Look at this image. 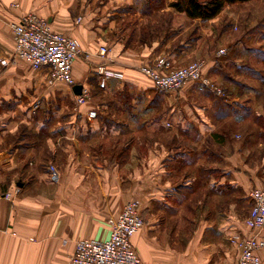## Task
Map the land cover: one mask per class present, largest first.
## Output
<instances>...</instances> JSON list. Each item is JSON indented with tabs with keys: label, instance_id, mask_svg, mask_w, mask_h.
I'll return each instance as SVG.
<instances>
[{
	"label": "crops",
	"instance_id": "0c3cea01",
	"mask_svg": "<svg viewBox=\"0 0 264 264\" xmlns=\"http://www.w3.org/2000/svg\"><path fill=\"white\" fill-rule=\"evenodd\" d=\"M146 1L0 0V264H71L77 241L106 239L109 219L135 198L145 217L133 238L143 264H237L239 249L230 237L250 231V192L264 179V30H221L224 22L242 17L225 8L235 10L245 3L227 5L208 21L216 30L215 51L225 47L227 55L217 58L213 54L218 51L211 49L206 61V73L224 97L189 82L169 100L174 112L168 114L169 126L158 116L148 122L143 113L149 106L142 96L146 85L153 84L139 67L163 52L162 42L133 48L124 34L113 30L109 16L111 10ZM256 6L261 9L253 14L259 17L264 0ZM28 13L48 19L55 31L80 41L73 68L78 85L90 86L91 93L97 87L94 92L100 94L122 89L126 94L133 88L138 94V99L133 97V103L138 102L135 113L126 107L123 114H115L108 108L105 115L90 118L92 99L72 111L67 100H77L75 88L63 82L51 86L46 72L11 59V24ZM214 30L205 33L211 36ZM180 53L175 65L184 62ZM5 58L8 64L3 65ZM100 66L123 77H109L100 87ZM37 100L39 106L34 105ZM153 100L161 102L156 95ZM181 108L184 114H177ZM246 123L253 127L238 132ZM132 125L139 132L154 127L156 135L171 134L174 142L175 136L185 137L189 149L157 141L148 146V153L131 155L132 165L125 153L118 161L112 154L101 156L96 147L106 142L105 136L125 135L121 131ZM201 156L205 159L198 163ZM51 164L60 173L57 183L50 177ZM16 189L13 200L4 198L5 192ZM258 254L264 264V249Z\"/></svg>",
	"mask_w": 264,
	"mask_h": 264
},
{
	"label": "built area",
	"instance_id": "2783aa9c",
	"mask_svg": "<svg viewBox=\"0 0 264 264\" xmlns=\"http://www.w3.org/2000/svg\"><path fill=\"white\" fill-rule=\"evenodd\" d=\"M81 17L78 18V21ZM14 33L15 49L11 59L24 60L35 72H46L49 85L58 82L67 84L74 89L78 82L73 74L74 63L81 52L80 41L68 34L55 31L48 19L28 13L11 24ZM107 52L101 47L100 54ZM227 54L222 48L217 58ZM8 64L5 58L1 61ZM102 74L100 86L104 87L109 77H123V73L99 67ZM141 73L147 76L155 87L164 92L179 91L185 84L195 82L201 90H209L224 97L223 90L206 75V61H196L182 67H175L166 56L157 57L152 63L142 64ZM91 97V90L83 86L77 94V106H81ZM36 106L40 105L37 101ZM90 118L97 117V111L88 112ZM51 179L58 182L60 175L55 166H50ZM19 192H5L4 198L13 200ZM252 208L247 218L250 231L234 233L230 242L239 249L237 264H261L258 254L264 249V179L260 186L250 192ZM110 233L106 239L81 238L76 243L71 264H143L134 244V236L144 227L145 219L141 203L138 199L128 201L122 210L109 219Z\"/></svg>",
	"mask_w": 264,
	"mask_h": 264
},
{
	"label": "rangeland",
	"instance_id": "374dc122",
	"mask_svg": "<svg viewBox=\"0 0 264 264\" xmlns=\"http://www.w3.org/2000/svg\"><path fill=\"white\" fill-rule=\"evenodd\" d=\"M147 1L145 3H134L131 5L127 4V5H124L122 7H119L116 10H113V11L111 10L109 12V14H110L109 16L112 17L113 20H111V21H114V24H115V27L113 28V30L120 32V36L122 34H124L125 42L126 41L129 42L133 48L135 47V45H136V47L138 45H141V44L152 46L154 44V42H157V44L159 42H162L161 46H162L163 52H161V54L158 55L157 57H159V56L168 57L172 61L173 65L177 68L188 65V64H190L192 62H196V61H208L207 57L209 56L208 54L211 52V49H213V51H215V49L218 48V44H219L218 39L215 36L216 30H214V26L209 27L208 22L203 23V22H200L199 20H196V21L188 20L186 17L177 13L173 8H169L170 7L169 4L173 0H157V2L153 3V4H151ZM260 1H262V0H257V1L251 0L250 2H246L245 5H238V7L236 6L235 8H237V9H235V10H231V9H229L230 6L229 7L227 6L225 8L226 12L231 13V15H235V14L241 15L242 17L237 16L238 17L237 19H235V17H234L230 21L224 22L222 27H221V30L223 28H226L229 31H234V32L239 31V33H241V34H244L246 32H255V31L264 30V14L259 15V17H254L256 15V13H255V15L253 14L256 11V9H258V10L261 9V6H259V7L256 6L257 3ZM263 8H264V6H263ZM225 14H227V13H225ZM248 14H251V16H249ZM226 16H223L222 20H224V18H226ZM227 18H229V17L227 16ZM81 20H82V17H81ZM219 26H217V27H219ZM208 29L214 30L213 35H211V36L206 35L205 31H207ZM132 35H133V37H131ZM149 35H152V37ZM154 35H156L157 39L153 38ZM158 37H162L163 39L158 38ZM191 37H193V38L197 37L196 41L193 43V45L191 47H185L184 45L190 41ZM179 49H180V51L182 49H183V51H185L184 52L185 54H182L183 51H181V53L179 52L181 55H183L182 57L184 58V62L182 61L180 63L178 61V64L175 65V61H177L178 58H181L179 56V54L177 53L179 51ZM194 49H196V50H194ZM224 49H226V48L224 47ZM217 51H215V52H217ZM169 52L174 53V54L176 53L174 58H171L168 56ZM227 52H228V50H227ZM104 55H102V56H104ZM213 55H216V53ZM85 57L89 58L88 55H86ZM223 57H221V58H223ZM152 62H147V63H142V64H149ZM206 75H207V73H206ZM143 76H145V75L143 74ZM145 77L148 78L147 76H145ZM101 78H100L98 84H100ZM150 82H151V84H153V87L152 88L149 87V84L146 85V87H148V88L145 89L146 93L142 96V99H146L145 105L149 106L148 110L146 112H144L143 114H147L146 116L148 118V122H149V120L153 119L155 116H158L163 121H165V124H164L165 126H169L170 125V123H169L170 122L169 121L170 116L168 114H174V112H172V110H171L172 105H170L169 100L171 99V96H174V97H172V100H173V98H176V96H178L180 94V92L182 91L181 89H183L184 86L179 91H176V92L169 91V92H165V93H158L157 92L158 90L155 87L154 83L151 80H150ZM193 83H195V82H193ZM88 87L90 88V86H88ZM129 89L131 90V93L126 92V94H125L123 89H122V91H120L118 93H114V94H111V93L106 92V91H102L100 94V91L94 92V90H93V92L91 93L92 97H90L89 100L92 99L91 102L94 101L93 107H95V108H93V110L97 111V117H98L99 113L105 115L107 113L108 108H110L111 111L114 110L115 114L116 113L117 114H123L124 109L126 110V107L130 109L132 114L135 113L134 108L135 107L137 108L138 94L136 91H134L133 88H129ZM90 90H91V88H90ZM155 95L157 96V98H160V101H161L160 103H158V101H156L157 102V104H156V103H154V100L151 101L152 97L154 98ZM133 97L137 98V99H135L136 100L135 103H133ZM37 101H39L41 104V100H37ZM128 101L130 102V104H127ZM76 102H77V100L71 101V98H68V100H67V104L69 106L73 105L71 107L72 111L73 110L77 111V109L79 107V106H77ZM168 104H169V106H168ZM52 105L53 104L49 105L50 110H52V108H53ZM134 105H136V106L134 107ZM50 110H46V114H52L51 113L52 111H50ZM177 114H184V112L182 111V108L179 111V113L177 112ZM97 117H95V118H97ZM117 119L118 118L113 119V121L115 122ZM131 121H132V123L135 122L136 124H138L137 121H133V120H131ZM166 121L167 122L169 121V122L167 123ZM166 123H167V125H166ZM251 124L252 123H249V124L246 123V124L242 125V126H244V128H239L238 132H242L245 129L250 130V128L253 127ZM125 131L124 132L121 131V133H120V134L125 133V135L115 136V138L114 137L108 138L107 136H105L106 142H103V143L100 142L98 144V146L96 147L98 152L101 153V156L104 157V156H107V154L111 155L116 150L120 151L123 147L126 146L125 144H127V145H129L130 149L133 150V152L125 150L126 151L125 156H127L126 161H128L129 164L131 163V165H132L133 160L131 159V155H137V154L140 155V154L148 153V150H147L148 146L149 145H155V143L157 141H159V142L167 141L169 145L174 144V146H178L181 150L189 149V145L186 144V140L184 139L185 137H180L181 138L180 140H176V139H178L179 136L178 137L175 136V142H174V140H172L174 137L173 135H171V134H166V135H158L157 134L156 135V129L154 127L149 126V125H147L146 128H141L140 132H139V129L137 130V125H132L131 127L128 128V130L125 129ZM127 132L129 133L128 135H127ZM237 137H240V134ZM97 138H101V136H98ZM146 146H147V148H146ZM197 158H199V156H197ZM204 159H205V157L201 156V161H199L198 163L203 162ZM118 160L119 159L117 158L116 161H118ZM51 165H53V164H51ZM131 165H130V170L132 171L133 168ZM50 166H49V169H50ZM53 166H55V165H53ZM56 169H57V167H56ZM58 172H59V170H58ZM59 175H60V173H59ZM50 177H51V174H50ZM199 193L201 194V191ZM135 199H138V198H135ZM142 214H143V212H142ZM143 217H144V214H143ZM144 219H145V217H144Z\"/></svg>",
	"mask_w": 264,
	"mask_h": 264
},
{
	"label": "trees",
	"instance_id": "16d2710c",
	"mask_svg": "<svg viewBox=\"0 0 264 264\" xmlns=\"http://www.w3.org/2000/svg\"><path fill=\"white\" fill-rule=\"evenodd\" d=\"M249 1L251 0H173L172 2H170L169 6L173 8L177 13H184L188 18V20H199L200 22L206 23L210 19H213L216 16H218L227 5L236 4V3H246ZM149 36L152 37V35ZM154 36L153 38L157 39L156 35ZM131 37H133V35ZM158 38H162V37H158ZM196 38L191 37L190 41L187 42L184 46L191 47L193 43L196 41ZM181 51H183V49ZM181 51L179 49L177 53L179 54V52ZM157 90L158 93H165L159 89ZM204 91H209V90H204ZM125 145L126 146L123 147L120 151L116 150L112 154L113 159L115 161L117 160V158L119 159V157L122 154H124L126 151H128V149L130 148L129 145L127 144Z\"/></svg>",
	"mask_w": 264,
	"mask_h": 264
},
{
	"label": "water",
	"instance_id": "95a60500",
	"mask_svg": "<svg viewBox=\"0 0 264 264\" xmlns=\"http://www.w3.org/2000/svg\"><path fill=\"white\" fill-rule=\"evenodd\" d=\"M82 87L83 86L81 84L75 86V91H76L77 94L81 93Z\"/></svg>",
	"mask_w": 264,
	"mask_h": 264
}]
</instances>
